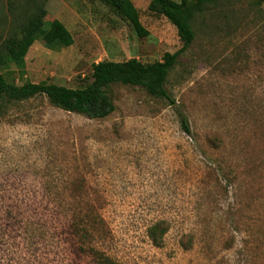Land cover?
I'll return each instance as SVG.
<instances>
[{
	"label": "rangeland",
	"instance_id": "rangeland-1",
	"mask_svg": "<svg viewBox=\"0 0 264 264\" xmlns=\"http://www.w3.org/2000/svg\"><path fill=\"white\" fill-rule=\"evenodd\" d=\"M149 35L102 0H48L74 43L26 55L25 81L77 87L94 63L162 60L177 28L132 0ZM3 70L0 68V73ZM188 116L142 87L114 84L116 109L90 118L46 96L0 117V264H264V3L225 1L199 17L169 75ZM89 229L83 243L73 233ZM165 221L159 245L149 228Z\"/></svg>",
	"mask_w": 264,
	"mask_h": 264
},
{
	"label": "trees",
	"instance_id": "trees-1",
	"mask_svg": "<svg viewBox=\"0 0 264 264\" xmlns=\"http://www.w3.org/2000/svg\"><path fill=\"white\" fill-rule=\"evenodd\" d=\"M225 1L230 0H150L148 8L176 26L182 41L181 48L166 52L162 60L151 63L137 58L94 63L89 82L69 87L48 81L17 83V78L23 79L26 74V55L36 40L41 39L48 49L58 50L71 46L74 37L61 20L47 19L48 0H0V68L3 70L0 73V117L7 114L12 104L43 95L58 108L90 118H104L116 109L112 86L123 84L142 87L148 94L175 106L182 131L192 135L188 116L177 107L167 82L180 57L196 38L199 17L211 13ZM250 1L264 3V0ZM102 2L126 20L139 37L149 35L132 0ZM167 230L166 222L158 221L149 228V236L159 245ZM88 232L85 223L80 220L73 222V233L81 243ZM90 250L96 264H116L106 253Z\"/></svg>",
	"mask_w": 264,
	"mask_h": 264
}]
</instances>
